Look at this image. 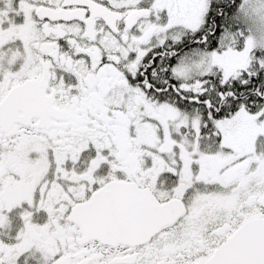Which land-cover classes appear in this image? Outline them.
Listing matches in <instances>:
<instances>
[{"label":"snow or ice","instance_id":"obj_1","mask_svg":"<svg viewBox=\"0 0 264 264\" xmlns=\"http://www.w3.org/2000/svg\"><path fill=\"white\" fill-rule=\"evenodd\" d=\"M0 264H264V0H0Z\"/></svg>","mask_w":264,"mask_h":264}]
</instances>
